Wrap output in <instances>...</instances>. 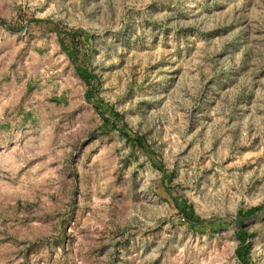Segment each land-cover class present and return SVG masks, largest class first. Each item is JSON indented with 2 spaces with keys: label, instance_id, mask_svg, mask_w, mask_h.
<instances>
[{
  "label": "rangeland",
  "instance_id": "rangeland-1",
  "mask_svg": "<svg viewBox=\"0 0 264 264\" xmlns=\"http://www.w3.org/2000/svg\"><path fill=\"white\" fill-rule=\"evenodd\" d=\"M0 264H264V0H0Z\"/></svg>",
  "mask_w": 264,
  "mask_h": 264
}]
</instances>
